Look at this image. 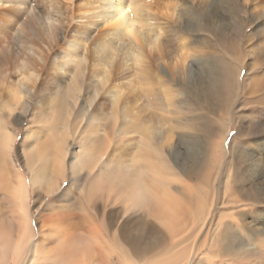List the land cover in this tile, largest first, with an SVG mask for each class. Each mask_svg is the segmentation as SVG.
<instances>
[{"label":"bare ground","instance_id":"obj_1","mask_svg":"<svg viewBox=\"0 0 264 264\" xmlns=\"http://www.w3.org/2000/svg\"><path fill=\"white\" fill-rule=\"evenodd\" d=\"M244 34L258 42L243 80L210 43L231 36L234 48ZM262 77L264 0H0V264H199L185 248L212 219L209 168L225 166L232 122L220 103ZM25 118L29 180L13 157ZM247 151L242 180L219 168L213 181L262 205ZM225 237L226 264H264L256 245Z\"/></svg>","mask_w":264,"mask_h":264},{"label":"rangeland","instance_id":"obj_2","mask_svg":"<svg viewBox=\"0 0 264 264\" xmlns=\"http://www.w3.org/2000/svg\"><path fill=\"white\" fill-rule=\"evenodd\" d=\"M240 3H241V1L239 3H237V5H239ZM38 28H39L41 34L44 35V32L41 31L39 26H38ZM198 36L201 39H205L206 38L205 36H208V35L205 34L204 32H201L198 34ZM227 38H231V36H228L226 38L223 36L211 37L212 41L210 44H212L211 47H212L213 53H215L217 57L221 56V58H224L223 60H225V61L227 60V64L230 67V71H231V74L233 75V78L235 76L237 77V74L239 73L237 71V67H239V66L244 67L243 70L240 72V76L244 80V78H247L248 72H245V71H247V65L249 66L251 63L250 61H248L251 59V57L248 54L247 47H250L251 44L252 45L256 44L258 42V40L255 39L256 41L254 40L252 42H248L247 36H245V34H244V36L240 37V41H239L240 44L237 43L234 48H232V47L230 48V46H231V44L229 42L230 39L228 40ZM235 49H236V51H235ZM225 50H226V52H225ZM228 55L230 57V61L228 60ZM236 58H238V59H236ZM232 62H233V64H232ZM239 62H240V64H239ZM259 62H261V64L263 63V57L262 56H260ZM262 79H264V77H262ZM243 80L240 81L242 92L239 95V98L236 99L237 88H236V86H233V91H232V94L230 96V100H233L235 102L231 101V103L228 105L226 103H220V105L224 109H226V110H224V113H222V114L226 117L227 120L232 122L231 123V127H232L231 129L232 130L230 131L228 138H227V141H226V149L225 150H226L227 155L225 156L226 158H225V162H224L225 166L228 164H230V165H229L228 169H225V166H220L221 161L219 160V158H217L216 160L214 159L213 165L209 168L210 172H208V174L210 173L209 175L211 177V181L207 182V184H209L207 186L208 187H215L216 188L215 190L217 193L216 194L217 196L215 198L205 199V200H207L206 203L208 202L209 206H211L210 209L213 211V214L210 215L212 219L210 220L209 226H206V228H205L206 230L202 229V230H200V232H198L200 237L197 239V244L199 243V245H197V244L193 245V243H190L187 245L188 247L185 248V252L186 253L188 252V254H190L192 256V258L196 257V262L199 264H210V263L211 264L212 263L213 264H226V262H227V259L225 258L226 255L224 256L223 255L224 251H222L223 250L222 245L226 242V239H225L226 234H227V236L230 234H234V237L237 238L239 241L237 243L241 244V241H243L242 243H244L245 246H247V245L248 246L249 245L255 246L256 245V247H258V255L259 254L263 255V258H261V257H259V258L264 260V235L263 236L258 235L260 233L264 234V203L262 205H260V204L255 205V203H249L250 201L249 202L245 201L243 194H242L243 191H241L243 188L242 187L243 185H241V184H238L239 185L238 187H232V185H231L232 188L230 189V193L227 194V196L224 198L222 192H223L224 188L227 187V185H225L223 183V181H225V180H222V177H220L221 180H218L215 183L213 181L215 178V173H216V171H219V168H222L221 171L223 174L226 173L227 170H229L228 173L229 172L231 173L235 182L242 180V179H240L241 175H239V174L234 175V172H237L239 170V168H241V161H242V163H244V159H242V156H244L245 154H243V153L246 152V150H248L247 152L250 153L251 158H253V160H256L259 163L258 169H260V177H259L260 180L258 179L257 182H260V183H258V186H259V184H261V186H263V188H264V85L261 86L260 88H258L252 94H248L247 90L243 91V88L245 89V87H246L245 83L243 84ZM233 84L234 83L232 82V85ZM251 99H254V100H251ZM252 101H254V102H252ZM244 102H245V104L247 103V105L243 106ZM255 102H256V104H254ZM0 104H2V101H0ZM241 106H243V107H241ZM194 108H196V107H194ZM240 111H241V113H238ZM202 113H204V112H202ZM15 115H17V114H15ZM15 115L12 117L13 120L16 117ZM200 115H201V113L199 111L192 110V112L190 113V116H192L195 119L200 117V121H202L201 120L202 117ZM13 120L11 119L12 124H14ZM204 121H205V119H204ZM30 122H31L30 118L29 119L25 118V121L23 123L18 124V125H14L18 129L16 142L14 145V153H13L14 163L16 164V166L18 168L20 167L19 169L21 170V173L24 174L23 177H25L26 180H29V173H28V171L25 170L24 160H23V156H22L23 155L22 146H23V142H24L25 138H27V139L30 138L29 137L30 136V130H32V127H33L30 124ZM187 132L191 133L192 131H187ZM192 133H194V132H192ZM241 135H242V138L240 137ZM240 143H242L243 145ZM232 146H235V147L239 146V148H238L239 151L237 149L235 150L234 156H233L232 161H231V149L232 148L231 149H229V148ZM217 150H218V152H217V156H218V155H220V153H219L220 149L218 148ZM236 156H237V158H236ZM217 164H218V167H216ZM246 181L247 182L244 185H248L249 182H251L248 180H246ZM67 185H68V183L66 182V184L62 185V189L66 188ZM228 192H229V190H228ZM51 199H52V197H48V198L44 199L43 201L46 202V201H50ZM205 200H203V202L201 200V202L204 204ZM238 201L240 202V204H241V202L245 203V205L241 206ZM39 205H40V203H38L34 199V196L31 194L29 208H30V214H31V219H32V227H33L34 234L36 237L39 235L40 225L38 224L39 222H38L37 216L35 215L34 212H35V209ZM238 205H240V206H238ZM7 211L9 212V210L8 209L5 210L6 217H9V216L11 217L12 214L9 215L7 213ZM231 230H233L234 233L230 232ZM258 236L260 238H263L262 243L258 242ZM259 243L262 245H257ZM109 249L111 251H113V247L109 248ZM111 255H113V254H111ZM12 258H13V256H12ZM114 259H116V258L114 257ZM176 260L179 264V261H180L179 258ZM261 262H263V261H261Z\"/></svg>","mask_w":264,"mask_h":264}]
</instances>
